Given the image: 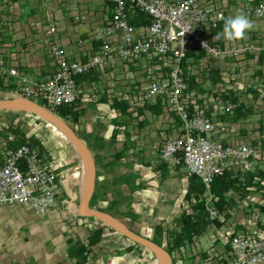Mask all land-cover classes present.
Returning <instances> with one entry per match:
<instances>
[{
	"label": "built area",
	"instance_id": "built-area-1",
	"mask_svg": "<svg viewBox=\"0 0 264 264\" xmlns=\"http://www.w3.org/2000/svg\"><path fill=\"white\" fill-rule=\"evenodd\" d=\"M32 1H41V16L29 18L18 36L16 18L9 15L7 30L17 38L2 44L0 36L6 96L28 98L56 115L61 106L76 112L75 132L86 113L92 129L101 124L103 135L115 132L121 140L132 139L140 123H158L151 153L169 166H183L184 190L190 177L203 185L199 198L190 193L201 208L189 204L184 212L192 219L199 211L208 222L182 243L176 239L178 216L160 225L169 264H264V179L252 176L243 193L229 188L218 197L210 190L218 175L243 181L245 173L264 165L260 138L242 140L227 120L244 104L245 91L255 105L262 103L264 38L233 43L220 27L239 14L251 22L263 19L264 0ZM59 4L68 10L62 24L52 12ZM18 50H39L50 70L32 67L28 73L16 62ZM32 134L25 133L15 148L5 146L12 134L0 139V207L48 218L56 212L59 172L41 139V151L29 143Z\"/></svg>",
	"mask_w": 264,
	"mask_h": 264
},
{
	"label": "crops",
	"instance_id": "crops-1",
	"mask_svg": "<svg viewBox=\"0 0 264 264\" xmlns=\"http://www.w3.org/2000/svg\"><path fill=\"white\" fill-rule=\"evenodd\" d=\"M3 1L7 4V0ZM11 1L12 4L10 8H15L16 5H18L17 1ZM24 2H27V4ZM19 3H21L20 0ZM23 3L26 10L28 8L38 9L37 12H39L38 14L41 16V11H39V9H42V6L38 4V2L35 4L32 0H23ZM52 12L58 24H62L68 10L64 7V4H59L52 8ZM10 14L12 13H9V15ZM9 15L0 13V27H2L0 36L2 44H9L10 41H14L17 38L13 32L7 30L6 21ZM12 17L16 18L14 24L16 23L15 29H18L17 34L19 36L22 34L23 24L27 23V20L32 17H20L18 14ZM221 24L224 25V22ZM252 25L253 27L246 33L245 39H256L257 41L263 39L264 18L252 22ZM221 29H223V26H221ZM29 32L32 33V29H30ZM60 42L64 43V36L60 38ZM16 57L17 64L28 71V73L32 72V67L34 70L41 73L50 70L49 67L45 65V58H43L39 50H32L29 52L18 50ZM258 85H260L259 82ZM89 107L90 112L93 113L92 106L90 105ZM86 116L88 119L86 118L84 122L80 124L78 130H80L79 134L90 150L96 163L95 193L91 207L99 210H103L104 208L124 210L123 216L130 219V225L128 227L135 233L147 239H151L156 225H162V223L167 222L172 217L179 216L180 213L184 211V208L189 206V201L185 198L184 193L187 190H184V176L181 177L178 175L179 166H169L151 153L154 137L152 132L154 130L157 131L158 123L157 125H155V122L150 123L149 121L140 123L139 130L136 134L131 136L132 139L121 140L117 139L121 138V136L119 135L116 137L115 132L110 133V135H103L105 128L101 124L96 125V127L92 129L90 127L89 113H86ZM74 122L75 121H73V123ZM111 122L116 121L112 120ZM78 130L76 134H78ZM139 140L142 144L138 146L136 144ZM43 144L45 148L49 150L44 141ZM136 150H139V155L145 157L146 163L143 164L135 159L134 154ZM115 153H117V157ZM62 164H60V166ZM65 164L66 163H64V165ZM58 167L59 164H57V168ZM58 172L59 175H61V171ZM79 177V174L78 176L77 174H73L70 177L65 175L63 179L59 177L58 187L60 194L54 205L56 212L50 217H46L43 224H38L33 212L30 210L20 209L19 212H17L18 214L16 213V215H22L26 218L24 219V225L28 232L26 231L27 245L24 246H27L30 252L31 249H36V246H38V244L40 245V243L42 247L45 246L47 241L49 242V247L53 245V242H58L57 247L59 244H62L61 247H58L59 253H56V250L51 251L50 249L48 252L44 250L43 254L37 255L36 250H33V255L29 254L33 259L32 261L30 259L18 258V260L14 259L11 264H53L52 259L55 254H64L62 255L63 257H61L63 259L61 263L75 264V258L69 257L66 253V239L68 237H74L82 242L83 238L77 232L81 228L86 231L85 238L89 231H94L96 229L101 230L99 241L91 246V251L86 254L85 261L82 264H103L102 259L109 256L108 254L112 250L111 246H113V241L111 240H113V235L111 234H114V232L111 231L109 234L103 236V229L101 228L102 222L99 219L85 217L80 214L79 204L83 192H78V189L81 187V177ZM85 180L86 174L84 173V184ZM60 199L64 200L63 204L60 203ZM122 207L124 209H121ZM20 212H22V214ZM6 215H8V213ZM11 215H14V213H11ZM59 219L60 222L53 225L54 222ZM87 225L91 227L89 228ZM51 228H53L52 231H60L64 239L61 238V241H59L55 235V241L52 240L49 234V232H52L50 231ZM0 235H4L3 230L0 231ZM4 239L5 238H3L2 241H4ZM11 241H15V238L10 240V242ZM5 242L3 244H5ZM20 246H23V244H20L16 248L14 247L13 253L16 252L18 250L17 248H20ZM130 254L131 251L128 252L127 256ZM125 262V259L122 257L113 256L107 264H125Z\"/></svg>",
	"mask_w": 264,
	"mask_h": 264
},
{
	"label": "rangeland",
	"instance_id": "rangeland-1",
	"mask_svg": "<svg viewBox=\"0 0 264 264\" xmlns=\"http://www.w3.org/2000/svg\"><path fill=\"white\" fill-rule=\"evenodd\" d=\"M15 1H17L18 5H16L15 8L14 7L10 8L8 4H5L4 1L1 0L0 13L4 15H9V13H12L10 14L11 16L12 15L16 16L18 14L20 17L22 16L23 17H39L40 16V14H38L39 12H37L38 9L36 10V9L28 8L26 10V7L23 4L24 3L27 4V2L23 3V0H20L21 3H19V0H15ZM40 2L41 1H38V4H40ZM259 84H260L259 85L260 88L264 91V79L262 76L260 77ZM202 86L206 88L209 86V83L203 82ZM252 90L253 89H251V92L253 93ZM245 92L242 93V97L244 99V105L247 108L244 111L243 116L240 117L238 120L234 121L233 128L235 129L236 135L242 138V140L244 141L253 140L258 137L261 139L262 133L264 131V97L262 98V103L260 105H255L251 100L247 99ZM6 95L7 94L4 91H0V100L6 99L7 98ZM63 120L69 126H72L73 120L71 117H65ZM0 123L2 124V126L0 127V139L6 137L9 134V130L12 129L13 127H16L23 133H27V134L33 133L32 135L34 134L37 135L36 137L43 140L45 144L48 146L49 151L51 152V155H53L54 161H56V164H59V167L57 168V171H61L60 172L61 175H59V177L63 179L65 174L67 177H70L73 174L74 175L77 174L78 176L79 174V176L81 177V187L78 189V192H83L85 184H84V171H83L81 159L78 156L77 151L73 147L71 141H69L68 138L64 135V133L61 132L58 128H56V126L52 122L42 118L41 116H39L38 114L34 112L23 110V109H18V108H12V109H5V110L0 111ZM5 125L7 126L5 127ZM79 133H80V130H78L77 135L82 139ZM134 157L138 162H142L143 164L146 163L145 157L142 155H139V150H136ZM93 160H94L95 171H96V163H95L94 157H93ZM64 163L66 164L64 165ZM60 164L62 165L60 166ZM178 166H179L178 175L183 177L185 175L184 168L180 164ZM251 174H254V171H251ZM244 179H245L244 181H247V179H249V176H245ZM194 182H195L194 180L188 181L186 189H188L189 185L193 184ZM257 187H259L258 184L256 188ZM184 193H186L185 198L190 199L189 203L193 202V200H191L190 195H188V192L185 191ZM7 209L10 211H8ZM20 209L21 208L18 206L0 207V231L2 230L4 231V235H0V264H7V262L8 264H11L14 259L18 260V258L28 259V260L30 259L32 261L33 259L32 257H30L29 254L33 255V252L35 250H36L37 255L43 254L44 250L48 252V250L50 249L51 251L56 250V253H59L58 247H61L62 244H59L57 247L58 242L57 243L53 242V245L51 247H49L50 245L48 244L49 242L47 241H46L47 244H45V246L43 247L41 246V243L39 242L40 245L37 243L38 246H36V249H31V252L27 248V246H24V245H27V232L28 231L24 225V219L26 218L23 217L22 215H19V216L16 215V213L19 212ZM104 209H108V208H104ZM121 209H124V208L122 207ZM106 212L114 215L116 218H118L120 221L125 223L127 226L130 225V219L123 216L124 210H116L112 208V209H108V211ZM7 213L8 215H6ZM11 213H14V215H11ZM20 213L22 214V212ZM34 217H35V220L38 222V224L39 223L43 224V221L46 220V217L44 216L40 217L39 215H36V214H34ZM176 219L177 218H175V220ZM100 221L102 222L101 228L103 229V232H102L103 236L109 234V232L111 231L114 232V234H111L113 235L112 236L113 240H111L113 241L112 243L113 246H111L112 250L108 254L109 256L102 259L103 264H107L110 261V258L113 256L122 257L126 261L125 264H154L155 263V256L150 250L133 242L128 237L120 233L117 229L113 228L106 222L102 220ZM58 222H60V219L56 220L53 225L57 224ZM156 226L161 228L159 224ZM51 227H54V226H51ZM52 229L53 228H51L50 231H52ZM77 232L83 239L85 238L86 231H84V229L81 228ZM49 234L52 240H54L56 236H57L56 238L59 241H61V238L64 239V236L63 237L61 236L60 231L54 230L52 232H49ZM3 238H5L4 241H2ZM14 238H15V241L10 242V240ZM153 238L154 237L150 239L151 242L154 241ZM200 238H203V235H201ZM4 242L5 244H3ZM18 243L19 245L23 244V246H20V248H17L18 250L13 253L14 247L16 248L19 246ZM157 246L160 247L163 251H165L168 254V249L165 246H162V244H159ZM130 251H131V254L127 256L128 252ZM62 255H56V254L53 255V259H52L53 264H64V262L61 263L63 261V259L61 258L63 257Z\"/></svg>",
	"mask_w": 264,
	"mask_h": 264
},
{
	"label": "trees",
	"instance_id": "trees-1",
	"mask_svg": "<svg viewBox=\"0 0 264 264\" xmlns=\"http://www.w3.org/2000/svg\"><path fill=\"white\" fill-rule=\"evenodd\" d=\"M224 26L223 24H220V27ZM258 74L261 75L264 78V74H262L260 71H258ZM211 79H215V74L211 75ZM5 88L1 85V80H0V91H4ZM153 111L158 112V109L155 107H151ZM246 106L243 104L239 105L238 108L234 111L230 117H227V120L229 122H234L238 120L240 117L243 116L244 111L246 110ZM71 114V118L73 121L76 120L77 113L76 112H70L69 109L65 108L64 106H61L57 109V115L61 118H65L67 114ZM9 133L13 135V140L12 141H6L5 146L8 148H15L19 144H21L23 141H25V137L23 132H21L19 129L16 127H13L12 129L9 130ZM28 141L31 145H37L38 149L41 151L42 146L39 143V140L37 137L34 135H31L28 137ZM260 145L262 148H264V131L262 133V138L260 139ZM117 157V153H115ZM254 174H251L250 172L245 173L243 176H249V179L247 181H239L237 179V176L234 177H229V175H218L216 176L212 182L210 183V190L211 192L218 197H221L222 193L229 189H235L239 193H243L244 186L248 183H250V179L252 176L257 175L260 178L264 179V165L262 168H254ZM250 173V174H249ZM190 180H194L195 182L191 185H189L188 189L186 190L188 192V195H190L191 192L195 193L194 199L199 198V195L202 194L204 188L203 185L198 181V179L194 177H190ZM94 193L95 190H93V193L91 195L89 205L92 206L93 204V198H94ZM187 195V197H188ZM186 196V193H185ZM188 201L190 199L186 198ZM191 208L193 210H196L197 208H201V203L200 202H190L189 203ZM219 207L221 206L220 203L218 205ZM264 209V208H262ZM103 211H108V209H103ZM92 218V217H90ZM176 222L181 225L180 231L176 234V239L178 243H182L185 239H188L190 232L194 231L196 233L201 232L202 230L205 229L207 226L208 222L204 219L203 215L198 211L194 213L193 218L191 219V215L186 214L184 211L180 213L179 217L176 219ZM160 230L161 228L155 226L154 227V234H153V239L154 243L157 245L160 244ZM101 235V230L96 229L94 231H89L87 233V244L84 245L79 239L74 238V237H68L66 239V253L69 257H74L75 258V264H82L85 261V256L87 253L91 251V246L95 245Z\"/></svg>",
	"mask_w": 264,
	"mask_h": 264
},
{
	"label": "water",
	"instance_id": "water-1",
	"mask_svg": "<svg viewBox=\"0 0 264 264\" xmlns=\"http://www.w3.org/2000/svg\"><path fill=\"white\" fill-rule=\"evenodd\" d=\"M21 104H25L32 109L38 111L48 121L52 122L64 135L71 141L72 145L77 151L78 156L81 159L84 173L87 175L85 187L83 190L82 198L79 204L80 214L85 217H94L104 222L111 221L118 226L120 233L128 237L133 242L150 250L155 256L154 264H169V256L160 247L130 229L125 223L120 221L114 215L99 209H94L89 205L91 195L94 190L95 183V165L92 154L88 149L84 141L76 134V132L69 126L61 117L45 109L40 104L22 97H7L0 100V111L5 109L17 108ZM108 224V223H107ZM111 226V225H110Z\"/></svg>",
	"mask_w": 264,
	"mask_h": 264
},
{
	"label": "clouds",
	"instance_id": "clouds-1",
	"mask_svg": "<svg viewBox=\"0 0 264 264\" xmlns=\"http://www.w3.org/2000/svg\"><path fill=\"white\" fill-rule=\"evenodd\" d=\"M252 22L243 14L224 20L222 36L230 42H237L246 38V33L252 29Z\"/></svg>",
	"mask_w": 264,
	"mask_h": 264
},
{
	"label": "bare ground",
	"instance_id": "bare-ground-1",
	"mask_svg": "<svg viewBox=\"0 0 264 264\" xmlns=\"http://www.w3.org/2000/svg\"><path fill=\"white\" fill-rule=\"evenodd\" d=\"M18 109H23V110H28V111H31V112H34L36 114H38L39 116H41L42 118H45L43 115H41L38 111L32 109L31 107L25 105V104H21L20 106L17 107ZM57 128V127H56ZM61 131V130H60ZM74 147V146H73ZM76 155V154H75ZM76 164V163H75ZM66 175V174H65ZM86 178H87V175H86ZM85 183H86V180H85ZM68 191V190H67ZM70 196V194H69ZM76 206V205H75ZM109 225H111L113 228L115 229H118V226L116 224H114L113 222L111 221H108L107 222ZM120 230V229H118Z\"/></svg>",
	"mask_w": 264,
	"mask_h": 264
}]
</instances>
